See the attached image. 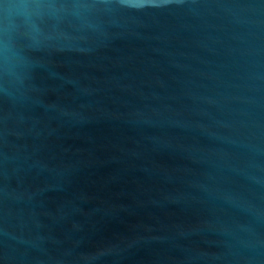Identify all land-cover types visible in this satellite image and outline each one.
<instances>
[{"label":"water","instance_id":"95a60500","mask_svg":"<svg viewBox=\"0 0 264 264\" xmlns=\"http://www.w3.org/2000/svg\"><path fill=\"white\" fill-rule=\"evenodd\" d=\"M0 264H264V0H0Z\"/></svg>","mask_w":264,"mask_h":264}]
</instances>
